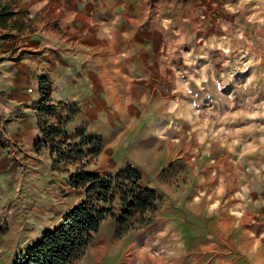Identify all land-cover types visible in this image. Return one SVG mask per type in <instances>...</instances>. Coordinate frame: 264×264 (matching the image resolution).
Listing matches in <instances>:
<instances>
[{
	"label": "crops",
	"instance_id": "1",
	"mask_svg": "<svg viewBox=\"0 0 264 264\" xmlns=\"http://www.w3.org/2000/svg\"><path fill=\"white\" fill-rule=\"evenodd\" d=\"M87 1L96 0H0V207L9 205L17 217L12 226L8 220L9 228L0 235V264H14L82 202L83 192L70 182L79 167L91 175L111 177L133 170L142 188L155 197L151 210L134 208L121 224L117 221L121 204L115 199V216L102 220L79 264H219L223 260H207V252L229 231L227 223L225 227L221 223L222 213L212 212L214 208L208 212L206 200L197 191L191 193L190 178L168 187L172 176L166 171L175 159L171 153L175 139L165 141L164 150L153 151L155 131L167 126L155 117L168 114L169 92L159 89L158 79L153 86L151 77L138 73L144 65L174 66L175 58L153 55V44L144 55L143 29L134 27L144 18L151 20L148 27L155 36L148 40L153 43L160 31L167 34L163 39L169 37V29L192 32L198 13L167 16L173 5L163 0H152L151 6L153 1L163 6L154 11L145 6L148 0H100L96 11L83 13L80 5ZM48 2L58 7L52 11L81 21L85 29H51L45 23L31 29V18ZM62 3L70 9L63 11ZM129 3L140 9L127 17L124 11L118 13ZM93 14L109 18L100 26ZM42 77L57 112L62 108L58 105L76 109L67 116L64 139L86 152L80 160L69 157L55 163L49 147L42 144L36 108ZM153 99L161 100L153 105ZM159 102L166 103V110L156 107ZM84 139L98 142L95 153ZM7 185L16 195L12 199H7ZM216 226L223 230L216 232Z\"/></svg>",
	"mask_w": 264,
	"mask_h": 264
},
{
	"label": "rangeland",
	"instance_id": "2",
	"mask_svg": "<svg viewBox=\"0 0 264 264\" xmlns=\"http://www.w3.org/2000/svg\"><path fill=\"white\" fill-rule=\"evenodd\" d=\"M163 1L173 5L167 16L171 12L177 18L198 13L199 18L191 26L195 27L192 32L169 29V37L163 39L167 34L160 31L159 40L153 43L148 40L154 35L148 27L151 20L144 18L143 23L134 25L143 29L144 55L149 54L153 44V55L172 56L176 63L171 67L144 65L138 73L151 77L153 86L158 79L159 89L169 92L168 114L155 117L167 126L155 131L158 134L153 151L164 150L165 141L175 139L171 142L175 159L166 171L172 176L168 187H177L190 178L191 193L197 191L206 200L208 212L214 208L212 212L222 213L223 227L225 223L229 226L228 233L214 240L217 246L208 250L207 260H223L219 264L230 259L233 264L234 260L236 264H264V0ZM100 3L96 0L82 4L80 10L96 11ZM151 3L152 0L144 3L149 10L163 7L153 1L156 7L152 9ZM62 4L63 11L70 9ZM55 7L56 3L48 2L38 8L41 13L31 18V29L40 23L51 29L82 27L81 21L52 11ZM138 9L139 5L129 3L127 9L118 13L124 11L127 17ZM108 18L109 15H92L100 26ZM168 69L171 72L167 73ZM157 100L161 99H153L152 104L156 105ZM161 106L166 110V103L159 102L156 107ZM179 154L183 156L181 160ZM53 157L56 159L55 154ZM173 164L179 168L171 167ZM4 190L7 199L16 196L8 185ZM215 202L220 206L214 207ZM7 206L0 207V235L9 228V219L11 226L17 220ZM215 230L223 229L216 226ZM81 257L71 264H79Z\"/></svg>",
	"mask_w": 264,
	"mask_h": 264
},
{
	"label": "trees",
	"instance_id": "3",
	"mask_svg": "<svg viewBox=\"0 0 264 264\" xmlns=\"http://www.w3.org/2000/svg\"><path fill=\"white\" fill-rule=\"evenodd\" d=\"M39 83L40 101L36 108L38 127L43 135L42 144L49 147L52 155L55 154L54 162H66L69 157L80 160L86 152L64 139V126L69 116L67 112L72 113L76 109L58 105V108H62L57 112L48 96V81L42 77ZM51 114L54 116L52 120ZM84 140L95 153L98 142L94 139ZM139 181L138 173L133 170L111 177L91 175L77 168L70 182L72 187L83 192L82 202L54 230L46 232L35 245L28 248L14 264H71L84 254L102 220L115 216L112 204L117 197L121 204L117 218L120 224L134 208L144 212L154 207V193L142 188Z\"/></svg>",
	"mask_w": 264,
	"mask_h": 264
},
{
	"label": "bare ground",
	"instance_id": "4",
	"mask_svg": "<svg viewBox=\"0 0 264 264\" xmlns=\"http://www.w3.org/2000/svg\"><path fill=\"white\" fill-rule=\"evenodd\" d=\"M79 16H81V15H79ZM79 18V17H78ZM81 18V17H80ZM219 237V236H218Z\"/></svg>",
	"mask_w": 264,
	"mask_h": 264
}]
</instances>
